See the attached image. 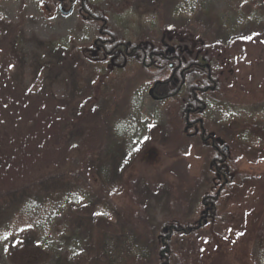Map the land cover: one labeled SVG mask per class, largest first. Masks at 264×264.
<instances>
[{
	"label": "rangeland",
	"instance_id": "374dc122",
	"mask_svg": "<svg viewBox=\"0 0 264 264\" xmlns=\"http://www.w3.org/2000/svg\"><path fill=\"white\" fill-rule=\"evenodd\" d=\"M91 1L129 39L177 34L222 52V91L203 94L195 117L239 171L260 179L221 197L220 224L175 235L172 264H264V0ZM59 4L0 0V98L13 86L63 109L70 137L103 146L102 158L97 170H81L88 182L48 176L4 188L0 264H157L162 225L207 216L203 197L220 182L198 127L179 141L175 103L152 95L139 63L97 52L96 25L78 0Z\"/></svg>",
	"mask_w": 264,
	"mask_h": 264
},
{
	"label": "trees",
	"instance_id": "16d2710c",
	"mask_svg": "<svg viewBox=\"0 0 264 264\" xmlns=\"http://www.w3.org/2000/svg\"><path fill=\"white\" fill-rule=\"evenodd\" d=\"M40 1L72 4L77 0ZM78 1L82 17L96 25L93 46L97 52L114 64L139 63L152 81V95L175 103L178 117L173 126L179 128L176 138L186 140L189 130L198 127L202 150L209 156L211 169L220 182L216 193L203 197L207 216L187 224L169 221L162 225L156 238L160 245L157 264H172L179 256L174 249L175 235H194L207 223L220 224L217 218L220 217L218 203L221 197L260 179L239 171L235 157L224 150L222 141L208 133L201 120L195 117L206 107L203 94L222 91L223 79L215 63L222 52L215 49L212 41L204 44L177 34L129 39L91 0ZM260 34L262 32L252 37L258 38ZM10 89V95L3 92L4 97L0 98V193L7 187L32 186L48 176H62L67 180L75 176L88 182L81 170H97L104 147H93L86 138H71L73 119L63 109L53 105L52 108L41 98L36 100L17 92L16 87ZM169 127L170 123L163 125L165 130ZM53 152L63 154L62 158H54ZM100 235L98 232L96 236L101 238Z\"/></svg>",
	"mask_w": 264,
	"mask_h": 264
},
{
	"label": "flooded vegetation",
	"instance_id": "af4514ba",
	"mask_svg": "<svg viewBox=\"0 0 264 264\" xmlns=\"http://www.w3.org/2000/svg\"><path fill=\"white\" fill-rule=\"evenodd\" d=\"M225 60H226V59H224V61H221V62H220V65H224V64L230 63L229 60H228V61H225ZM216 68H217L218 73L221 74V75H223L224 71H223L222 69L219 70V69H218V65L216 66ZM230 72L234 73V69H230ZM214 92H220V91H214ZM201 122H202V121H201ZM202 123H203V122H202ZM225 147H228V146H225ZM225 147H224V150L230 152L229 147H228V150L225 149Z\"/></svg>",
	"mask_w": 264,
	"mask_h": 264
},
{
	"label": "water",
	"instance_id": "95a60500",
	"mask_svg": "<svg viewBox=\"0 0 264 264\" xmlns=\"http://www.w3.org/2000/svg\"><path fill=\"white\" fill-rule=\"evenodd\" d=\"M61 7H62V4L60 3V4H59V8H61ZM71 12H72V10L64 11L63 13H64L65 15H68V14H70ZM225 149L228 150V147H225Z\"/></svg>",
	"mask_w": 264,
	"mask_h": 264
},
{
	"label": "snow or ice",
	"instance_id": "6c2138e0",
	"mask_svg": "<svg viewBox=\"0 0 264 264\" xmlns=\"http://www.w3.org/2000/svg\"><path fill=\"white\" fill-rule=\"evenodd\" d=\"M5 239H7V237H5Z\"/></svg>",
	"mask_w": 264,
	"mask_h": 264
}]
</instances>
